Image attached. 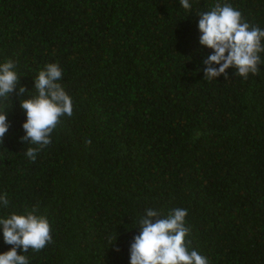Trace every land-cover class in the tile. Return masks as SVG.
<instances>
[{"label":"trees","instance_id":"obj_1","mask_svg":"<svg viewBox=\"0 0 264 264\" xmlns=\"http://www.w3.org/2000/svg\"><path fill=\"white\" fill-rule=\"evenodd\" d=\"M0 264H264V0H0Z\"/></svg>","mask_w":264,"mask_h":264}]
</instances>
